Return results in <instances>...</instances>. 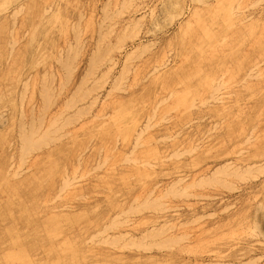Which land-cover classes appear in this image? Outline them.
<instances>
[{"label":"rangeland","instance_id":"obj_1","mask_svg":"<svg viewBox=\"0 0 264 264\" xmlns=\"http://www.w3.org/2000/svg\"><path fill=\"white\" fill-rule=\"evenodd\" d=\"M0 264H264V0H0Z\"/></svg>","mask_w":264,"mask_h":264},{"label":"bare ground","instance_id":"obj_2","mask_svg":"<svg viewBox=\"0 0 264 264\" xmlns=\"http://www.w3.org/2000/svg\"><path fill=\"white\" fill-rule=\"evenodd\" d=\"M24 136H27V135H24ZM28 138L27 139H29L30 137L29 136H27ZM28 142V141H27ZM30 142V141H29ZM29 142H28V144H29ZM19 187V186H18ZM17 188V187H16ZM16 190V189H15ZM13 192V191H12ZM20 194V193H19ZM21 195H23V194H21ZM51 220V219H50ZM12 241V240H11Z\"/></svg>","mask_w":264,"mask_h":264}]
</instances>
